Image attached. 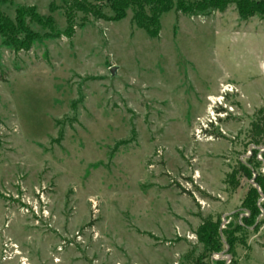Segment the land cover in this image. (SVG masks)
I'll return each instance as SVG.
<instances>
[{
	"label": "rangeland",
	"instance_id": "1",
	"mask_svg": "<svg viewBox=\"0 0 264 264\" xmlns=\"http://www.w3.org/2000/svg\"><path fill=\"white\" fill-rule=\"evenodd\" d=\"M115 6L0 0V264H264V17Z\"/></svg>",
	"mask_w": 264,
	"mask_h": 264
},
{
	"label": "trees",
	"instance_id": "2",
	"mask_svg": "<svg viewBox=\"0 0 264 264\" xmlns=\"http://www.w3.org/2000/svg\"><path fill=\"white\" fill-rule=\"evenodd\" d=\"M110 2L116 4L114 10L119 15L117 20H122L131 6H137L139 13L135 21L152 38L158 37L161 29L159 23L161 16L172 10L183 15L194 16L211 10H220L229 5V3H233L236 5L238 14L243 20H248L257 15L264 17V0H110ZM4 24L6 25V30L12 31V27L8 26L6 22ZM223 112L225 110L221 109L218 113ZM211 127H213V124H211ZM206 133L210 135L208 131ZM262 133L264 134V129H262Z\"/></svg>",
	"mask_w": 264,
	"mask_h": 264
},
{
	"label": "bare ground",
	"instance_id": "3",
	"mask_svg": "<svg viewBox=\"0 0 264 264\" xmlns=\"http://www.w3.org/2000/svg\"><path fill=\"white\" fill-rule=\"evenodd\" d=\"M209 100L211 101L212 104L218 101L216 97H210Z\"/></svg>",
	"mask_w": 264,
	"mask_h": 264
},
{
	"label": "water",
	"instance_id": "4",
	"mask_svg": "<svg viewBox=\"0 0 264 264\" xmlns=\"http://www.w3.org/2000/svg\"><path fill=\"white\" fill-rule=\"evenodd\" d=\"M111 74L115 75V69H112Z\"/></svg>",
	"mask_w": 264,
	"mask_h": 264
},
{
	"label": "built area",
	"instance_id": "5",
	"mask_svg": "<svg viewBox=\"0 0 264 264\" xmlns=\"http://www.w3.org/2000/svg\"><path fill=\"white\" fill-rule=\"evenodd\" d=\"M211 124H212V122H210V124H209V125H211ZM207 130H208V129H206V130H205V134H207V133H206V132H207Z\"/></svg>",
	"mask_w": 264,
	"mask_h": 264
}]
</instances>
